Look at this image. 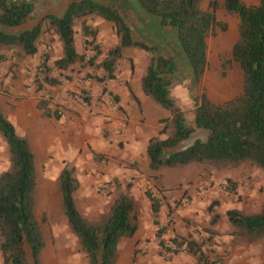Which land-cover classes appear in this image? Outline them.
<instances>
[{"label": "trees", "instance_id": "1", "mask_svg": "<svg viewBox=\"0 0 264 264\" xmlns=\"http://www.w3.org/2000/svg\"><path fill=\"white\" fill-rule=\"evenodd\" d=\"M35 1L0 0L1 48L16 50L21 58L32 57L38 52L39 38L47 26L61 43L62 53L54 67L61 73L69 71L73 65H81L83 59L76 50V22L98 17L112 24L118 37V44L99 63L107 77L115 75L125 48H138L150 54L149 64L139 81L140 90L169 111L173 126L170 136L148 141L146 157L150 170L198 163L216 170L248 164L264 171V0H258L253 6L245 5L242 0H222L223 10L237 17L238 27L230 55L220 57V73L225 76L234 65L237 66L241 72V92L220 103L211 101L205 93L192 95L191 120L186 118L172 93L179 73L177 54L170 50L171 54L161 53L156 45L133 39L125 18L129 0H111L110 4L97 0H70L60 13L53 11L40 16L34 15ZM202 1L130 0L158 28L170 34L163 45L177 50L191 85L201 84L208 69V34L217 26L226 30L216 18V0L209 3L208 9L202 8ZM81 33L85 38L96 39L97 31L85 21H82ZM3 59L0 57V62ZM44 65L42 81L51 87L60 85L46 74ZM38 75L37 72L39 80ZM129 94L136 100L130 89ZM84 101L88 103L89 98ZM114 101H117L116 97ZM165 132L164 127L160 135ZM0 138L6 145L9 161L8 169L0 173L1 264H43L46 243L35 214L38 155L27 137L17 135L1 109ZM226 182L228 192L236 194V184L230 180ZM116 183V197L110 209L99 220L91 221L80 213L75 202V193L80 187L75 167L65 164L57 177L56 188L63 215L88 264H115L120 240L133 237L138 229L136 202ZM145 197L153 217H158L160 200L149 190ZM226 216L235 235L254 240L264 237V208L255 214L232 209ZM169 226L170 222L157 228L160 248L165 245L162 236ZM169 241L185 245L197 264L217 262L219 255L212 247L211 238L203 241L190 235H175Z\"/></svg>", "mask_w": 264, "mask_h": 264}, {"label": "rangeland", "instance_id": "2", "mask_svg": "<svg viewBox=\"0 0 264 264\" xmlns=\"http://www.w3.org/2000/svg\"><path fill=\"white\" fill-rule=\"evenodd\" d=\"M69 1L70 0H36L34 15L40 16L53 11L60 13L65 3ZM97 1H101L105 4L111 3V0ZM211 1L212 0H203L202 8L208 9ZM216 2V18L220 24L226 26V30H222L220 26H217L208 34V69L201 84H190L189 75L184 65L181 64V60L178 57L179 53L176 49L170 45H168V49L165 48L164 45L160 48L162 51L161 53L171 54L173 52L174 54H177L176 59L179 62V73L175 77L172 93L176 98L178 105L184 110L188 120L192 119L194 109L191 99L192 95L199 96L202 93H205L211 101L220 103L234 98L241 92V72L237 66L234 65L225 76H222L220 73L222 70L220 57L222 55H230V48H220L221 41H223L224 37H226L229 32H234V35H237L238 19L235 16L228 15L223 10L222 0H216ZM86 21L94 23L96 21L99 22L100 20L97 17H90L85 20V23ZM81 24V20L77 21L75 24V38L78 53L82 58L87 55L91 56V54L88 53V49L91 45L95 46V52L88 63H84L82 59L81 65H73L69 71L61 73L57 70L54 67V62L61 56V45L53 32L45 26V31L38 41V52L32 57L21 58L17 55L16 50L12 51L0 47V57L8 58L11 56L10 58H15V61L9 59V63L0 65V75L4 72H11V74H13L11 77L14 81L21 76L25 88H29V84L38 92H48L49 96L51 94L60 97L69 96L76 102V105L85 104L88 108H98L103 106L110 109L108 99L110 97L113 99L115 98L116 95H114V90L118 87H122L123 89L127 88L128 91L130 88L129 85L132 81L130 80L128 82L127 78L129 74L131 75V78L133 74H136L135 66L132 64V61L130 63L127 62L126 65L124 59L119 60L115 75L113 77H107L99 66V63L104 56L116 46L112 42L113 37L111 36L115 32L114 27L110 23H105L104 27L101 29H97L98 27L95 28L98 30V33L100 31V34L105 38L101 39V37L96 34V39L93 41V44H89L92 36L86 38L82 36ZM163 35L170 36L167 31L163 32ZM168 50L172 52H168ZM43 65L46 66V74L59 81L60 85L51 87L45 82H40L37 79L38 68ZM65 80H68L71 85L66 86L63 83ZM77 80H81L78 85L74 84ZM85 84H88V86H85ZM74 86H77V92L73 89L71 90ZM65 87H68L69 89L66 90L67 88ZM86 97L89 98L88 103L84 101ZM148 102L152 108H157L163 113L170 114L154 101L149 99ZM114 112L117 113L118 111L116 110ZM90 117L92 116H89L85 120H89ZM163 126L165 127L166 132L164 135L159 136L162 139L173 133V126L170 121L166 122ZM85 135L86 137L78 135L75 138V148L66 151L63 150L61 145V150H59L56 147L42 145L41 141L34 142V146L37 148L36 153L38 155L35 214L43 230L46 243L45 249L42 253L43 264H88L85 253L80 249L77 239L73 236L67 226L66 219L60 206L56 180L65 164H69L76 169V174L77 177L79 176L81 186L75 193V202L80 213L91 221L99 220L110 209L111 204L116 197V181L121 187L122 192L128 194L132 192L133 196L139 197V194L145 195L146 190H149L153 194V188L158 189L159 187H162V185L171 186L183 183L182 176H187L190 179L189 181H191L189 184L193 185L198 181L193 175L196 174L197 171L201 172L200 176L202 177H205L207 174L209 175V181L206 179L199 184V188L197 189L198 192L202 191L205 193L215 186L219 192L231 198L230 201L233 200L243 203V206L247 209L256 206H258L259 209L264 208V183L258 186L255 184V181L251 183L252 179L258 178L257 175H254V172L257 174L258 169L248 164H241L223 170H216L208 165L198 163H191L182 168H161L162 171L160 172L164 173L163 179L158 182V179L161 176L159 175V172H154L153 175L146 176V179L150 184L146 186L144 185L138 189V177L133 175V172H140V167L137 163L130 161L127 162L123 168H114L117 172L124 170L119 178L109 174L106 176L107 181H102L101 175H104V173L101 172V166H103L102 168L104 170L105 168L110 167L109 164L111 162L106 159V155L101 152V146L99 147L100 143H98L96 136L89 135V133ZM99 137L104 138V135L100 134ZM107 137L108 135L105 136V138ZM109 143L110 146L111 144L118 146V142L109 141ZM70 154L72 156L71 161L68 160ZM97 164L100 166L97 167ZM8 167L9 161L6 145L0 138V173L7 170ZM222 173H226L230 176V178H225L224 183H222V180L220 183L210 180V177L213 174L220 175ZM260 174L264 177V171L260 170ZM226 180H230L236 184V194L228 192V189L227 191L223 190V186L228 185ZM153 183H155V185ZM127 184L128 188L126 187ZM206 197V205L202 208V210L204 209V212L208 214L209 218L206 226H199L195 221L191 222L188 219H185V217H182V215L181 218L187 221L185 222L186 225H191L193 227L199 226L201 228L199 230L195 229L194 232L201 233L203 235V241H206L209 238L213 240L218 234V231L212 229L214 225H218L224 230V234H227L230 237L227 243H224L225 248L222 251L224 255H219L216 260L219 261L220 264H264V237L254 240L246 236L235 235L231 226L229 229H226L228 221L221 220L217 214L219 209V201L217 197ZM180 198L185 199V205L184 203L175 202L177 200L174 201L173 206L171 207L168 206L167 203L162 204L164 205L163 211L161 214L159 213L156 218H166L167 222H173L169 218L168 213L175 212L174 215L180 216L177 213L179 211H184L189 205H191L192 200L187 195ZM138 208L139 216L140 211L143 212L144 208L140 203H138ZM153 218L155 219V222H157L156 218ZM208 246L210 248V245Z\"/></svg>", "mask_w": 264, "mask_h": 264}, {"label": "crops", "instance_id": "3", "mask_svg": "<svg viewBox=\"0 0 264 264\" xmlns=\"http://www.w3.org/2000/svg\"><path fill=\"white\" fill-rule=\"evenodd\" d=\"M242 1L247 6H253L258 3V0ZM128 3L129 5L125 10V18L132 29L133 39L135 41H145L151 45L162 48L167 38V36L163 35L164 30L158 28L154 21L143 14L132 2H130V0ZM86 19L81 20V22ZM99 20V22L96 21L94 23L86 21V25L94 29L97 27V29H101L107 22L100 18ZM97 35L100 36L101 39L105 38L100 34V31L98 33V30ZM111 36L113 37L112 42L117 45L118 37L116 32ZM236 36L234 32H229V34L224 37L223 41H221L220 48H230L231 52V48L236 41ZM59 44L61 45L60 42ZM60 51L62 53L61 46ZM10 57L4 58L0 62V65L9 63V59L15 61L14 57ZM122 59L125 60L126 65L127 62L130 63L132 61V64L135 66L136 74H133L132 78L129 74L127 79L128 82L130 80L132 81L129 85V89L134 94L136 100L131 98L129 89L127 91V88L123 89L122 87H118L114 90V95H116L115 97L117 98V113L103 106L88 108L85 104L76 105V102L69 96L60 97L51 94L49 96L50 100L45 101L43 96L46 95L45 93L49 95L48 92H38L29 84V88H25L21 76L14 81L12 80L11 75L13 74H11V72H4L0 75V109L13 124L17 135L27 137L35 151H37V148L34 146V142L36 141H41L42 145L56 147L59 150H61V147L64 151L74 149L75 138L78 135L86 137L85 134L89 133V135L96 136L98 143H100L99 147L101 146V152L106 155L105 158L111 162L109 168L103 170V166H101V172L104 173V175H101L102 181H107L106 176L109 174L119 178L124 170L117 172L114 168H123L127 162L131 161L137 163L140 167V172H133V175L138 177V189L144 185L150 184L146 176L153 175L154 172H159L161 176L158 179L159 182V180L164 177V173L160 172L163 168L157 171L149 169L146 147L150 139L162 136L160 135V131L163 129V125L171 119V114L163 113L157 108H152L148 102L149 98L140 90L139 81L149 64L150 54L138 48H125L123 50V57L120 60ZM85 86H88V84H85ZM65 88H67L66 90L69 89L68 87ZM72 89L77 92V86H74L71 90ZM56 109H61L63 111L62 116L58 117L55 115ZM89 116L92 117H90L89 120H85ZM100 134H103L104 138L99 137ZM106 135H108L107 138H105ZM109 141L118 142V146L114 144L110 146ZM71 159L72 156L70 154L68 160L71 161ZM99 166L100 165L97 164V167ZM257 171V174L254 172V175H257L258 178L252 179L251 183L255 181V184L258 186L264 183V177L260 174V170ZM193 175L198 179L193 185L189 184L191 181H189L190 179L187 176H182L183 183L171 186L162 185V187L158 189H152L154 195L160 200V214L164 208L162 204L167 203L168 206L171 207L174 201L177 200L175 202L184 203L185 205V199L180 197L186 195L192 200L191 205L184 211H179L177 213L180 216L174 215L175 212L168 213L169 218L173 222L170 223V226L162 236V239L165 241L171 239L175 235L183 237L190 235L195 238L194 230L201 229L199 227L200 225H202V227L206 226L209 218L208 214L204 212V209L202 210L206 205V196L217 197L219 201L217 214L221 220H227L226 212L232 209H236L245 214H255L262 210L259 209L258 206L247 209L243 206V203L233 200L230 201L231 198L223 195L215 186L205 193L202 191L198 192L197 189L199 188V184L206 179L209 181V175L207 174L205 177H202L200 176V171H197V173ZM225 178H230V176L226 173L220 175L213 174L210 180L216 181L217 183H220L222 180V183H224ZM79 183L81 186L80 180ZM153 184L155 185V183ZM129 194L134 198L137 210H139L138 203H140L144 211H140V215L138 216V229L134 236L120 240L117 249L118 257L115 264H197L195 259L189 254H171L166 257L160 255L156 231L158 227L167 226L168 222L166 218H156L157 222H155L150 210L149 201L145 195L139 194V197H136L132 195V192ZM181 215L191 222L195 221L199 226L193 227L191 225H186L185 222L187 221L183 220ZM229 227L230 225L228 224L226 229H229ZM212 229L218 231V234L211 242L214 244L212 247L218 255H224L222 252L225 248L224 243H227L230 237L224 234V230L218 225H214Z\"/></svg>", "mask_w": 264, "mask_h": 264}, {"label": "built area", "instance_id": "4", "mask_svg": "<svg viewBox=\"0 0 264 264\" xmlns=\"http://www.w3.org/2000/svg\"><path fill=\"white\" fill-rule=\"evenodd\" d=\"M90 41L91 42H89V44H93V38H91ZM94 52H95V46L91 45L89 47V49H88V53L91 54V56L90 55L85 56L83 58V62L84 63H88L91 60V57L94 54ZM37 72L40 75V76L38 75L39 81L42 82L43 68L39 67ZM80 82H81V80H77L74 84L78 85ZM63 83L66 86L71 85V83L68 80H65ZM43 99L45 101H49L50 100L49 95L48 94L44 95ZM108 104H109V107H110V109L112 111H116L117 110V104H116V102L114 101L113 98L110 97L108 99ZM62 114H63V111L61 109H56V111H55V115L56 116L60 117V116H62ZM223 190L227 191L226 185L223 186ZM194 236L198 240H202V237H203V235L201 233H198V232H194ZM160 253H161V255L163 257H166V256L171 255V254H174V255H188V251H187V248H186L185 245H179V244H176V243L171 242L169 240H166L164 247L160 248ZM215 264H220V262L217 261Z\"/></svg>", "mask_w": 264, "mask_h": 264}]
</instances>
